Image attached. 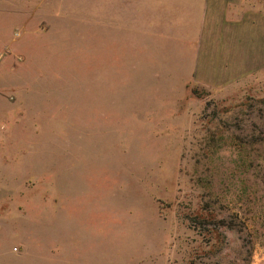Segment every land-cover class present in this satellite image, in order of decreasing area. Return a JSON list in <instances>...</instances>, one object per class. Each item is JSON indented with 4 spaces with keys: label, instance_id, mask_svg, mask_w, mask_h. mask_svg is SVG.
I'll use <instances>...</instances> for the list:
<instances>
[{
    "label": "rangeland",
    "instance_id": "rangeland-1",
    "mask_svg": "<svg viewBox=\"0 0 264 264\" xmlns=\"http://www.w3.org/2000/svg\"><path fill=\"white\" fill-rule=\"evenodd\" d=\"M0 264H264V0H0Z\"/></svg>",
    "mask_w": 264,
    "mask_h": 264
}]
</instances>
